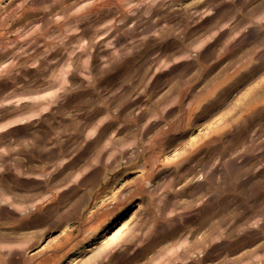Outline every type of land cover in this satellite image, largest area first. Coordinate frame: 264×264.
Returning <instances> with one entry per match:
<instances>
[{
	"label": "rangeland",
	"instance_id": "1",
	"mask_svg": "<svg viewBox=\"0 0 264 264\" xmlns=\"http://www.w3.org/2000/svg\"><path fill=\"white\" fill-rule=\"evenodd\" d=\"M0 264H264V0H0Z\"/></svg>",
	"mask_w": 264,
	"mask_h": 264
}]
</instances>
